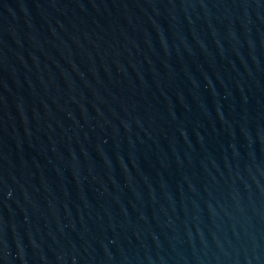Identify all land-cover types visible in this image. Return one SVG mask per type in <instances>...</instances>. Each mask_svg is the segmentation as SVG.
Instances as JSON below:
<instances>
[{
    "label": "water",
    "instance_id": "1",
    "mask_svg": "<svg viewBox=\"0 0 264 264\" xmlns=\"http://www.w3.org/2000/svg\"><path fill=\"white\" fill-rule=\"evenodd\" d=\"M0 264H264V0H0Z\"/></svg>",
    "mask_w": 264,
    "mask_h": 264
}]
</instances>
